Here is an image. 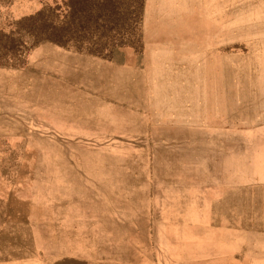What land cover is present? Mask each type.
Here are the masks:
<instances>
[{
	"label": "rangeland",
	"instance_id": "1",
	"mask_svg": "<svg viewBox=\"0 0 264 264\" xmlns=\"http://www.w3.org/2000/svg\"><path fill=\"white\" fill-rule=\"evenodd\" d=\"M163 5L0 0V264L4 175L97 258L264 264V0Z\"/></svg>",
	"mask_w": 264,
	"mask_h": 264
},
{
	"label": "crops",
	"instance_id": "2",
	"mask_svg": "<svg viewBox=\"0 0 264 264\" xmlns=\"http://www.w3.org/2000/svg\"><path fill=\"white\" fill-rule=\"evenodd\" d=\"M163 4L164 0H145V9H168ZM214 5L211 9H224L223 2L217 1ZM225 9H228L227 3ZM34 183L17 177L8 180L4 175L2 264H183L179 255L170 256L163 230L162 233L152 230L160 241L144 248L130 247L128 256H121L127 254L125 251L107 259L97 258L90 246L74 248L64 234L70 232L74 236L79 231L75 225H59L57 200L51 190L53 180L49 181L50 191L44 199L39 190H34ZM95 217L92 208L81 220L76 215L73 217L75 223L86 222L81 235L84 243L85 237L93 236L91 223Z\"/></svg>",
	"mask_w": 264,
	"mask_h": 264
},
{
	"label": "trees",
	"instance_id": "3",
	"mask_svg": "<svg viewBox=\"0 0 264 264\" xmlns=\"http://www.w3.org/2000/svg\"><path fill=\"white\" fill-rule=\"evenodd\" d=\"M40 16V12H37L36 14L30 16L29 18H27L26 20L28 21H36V18Z\"/></svg>",
	"mask_w": 264,
	"mask_h": 264
}]
</instances>
